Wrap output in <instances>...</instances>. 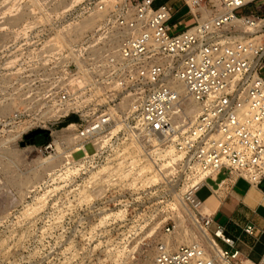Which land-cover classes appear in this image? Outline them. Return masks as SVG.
Instances as JSON below:
<instances>
[{
	"label": "built area",
	"instance_id": "obj_1",
	"mask_svg": "<svg viewBox=\"0 0 264 264\" xmlns=\"http://www.w3.org/2000/svg\"><path fill=\"white\" fill-rule=\"evenodd\" d=\"M156 1L106 0L97 6L105 17L96 31L81 38L76 26L57 30L28 63L31 71L40 66L42 113L53 109L30 130L46 132L42 151L51 156L57 152L56 141L64 142L51 127L78 114L80 123L62 129L73 141L72 156L84 153L80 168L85 173L98 167L113 146L111 172L126 168L124 179L141 185L126 189L135 210L144 208L152 194V177L165 176L159 164L178 156V166L173 163L176 168L169 175L182 170L181 200L199 215L191 225L201 236L209 234L212 246L197 234L178 246L159 242L141 264H236L241 257L236 240L221 226L211 231L213 214L201 212L204 203L198 192L221 176L251 185L264 179V0H181L195 23L178 33L171 25L174 7L154 8ZM240 26L251 33L244 41L235 38L244 32ZM104 48L113 51L104 54ZM163 56L176 59L173 77L199 106L194 119L182 115L179 94L161 83L170 71L159 63ZM56 107L70 109L55 119ZM20 116L16 112L12 121ZM114 129L117 133L108 137ZM88 145L93 154L87 152ZM180 231L179 222L164 228L170 237ZM244 232L256 237L253 226Z\"/></svg>",
	"mask_w": 264,
	"mask_h": 264
},
{
	"label": "rangeland",
	"instance_id": "obj_2",
	"mask_svg": "<svg viewBox=\"0 0 264 264\" xmlns=\"http://www.w3.org/2000/svg\"><path fill=\"white\" fill-rule=\"evenodd\" d=\"M176 1L157 0L153 7L174 5ZM105 3L106 0H0V264H141L168 237L164 228L169 223L179 222L181 226L178 234L168 238L176 246L189 243L194 232L201 236L198 228L191 225L192 217L199 219V215L181 200L185 189L181 169L169 175L162 166L165 176L161 173L163 177L151 184L152 194L145 207L135 210V201L126 191L141 186L134 184L135 179L122 180L125 186L91 180L101 169L107 168V173L114 167V158L110 157L113 146L106 149L98 167L83 173L70 161L71 150L58 141L57 154H43L45 131L33 141L25 139L41 130L30 129L44 120L37 122L43 105L37 71L40 66L31 71L28 63L54 39L57 30L74 28L91 19L98 14L97 6ZM178 20L179 17L171 22L176 33L186 28ZM99 26L97 22L93 28L83 29L81 38ZM111 51L104 48L101 52ZM16 112L21 116L12 121ZM86 116L83 113L82 117ZM79 119L72 113L64 123L62 119L51 128L63 137L67 121L80 123ZM86 150L94 153L91 145ZM83 155L79 152L74 158L79 161ZM102 175L97 179L108 180ZM94 186L99 188H89ZM84 188L91 191L90 197L80 193ZM114 188L117 192L111 193L109 190ZM174 188L179 195L171 194ZM207 196V187L198 193L201 201ZM93 204L95 208H88ZM118 210H125V216L117 222L109 219L101 223L102 212ZM205 213L210 214L207 210ZM236 264L245 263L240 258Z\"/></svg>",
	"mask_w": 264,
	"mask_h": 264
},
{
	"label": "crops",
	"instance_id": "obj_3",
	"mask_svg": "<svg viewBox=\"0 0 264 264\" xmlns=\"http://www.w3.org/2000/svg\"><path fill=\"white\" fill-rule=\"evenodd\" d=\"M172 6V21L179 17L178 24H185L186 28L195 23L190 10L181 0ZM261 10L264 11V6ZM222 181L226 184L220 190ZM206 187L208 196L202 202L207 204L210 214H213L212 230L221 226L229 237L236 240V247L241 252L240 258L245 264H264V179L259 185H251L242 179L218 177L208 180L201 190ZM247 226L255 228L256 237L245 234Z\"/></svg>",
	"mask_w": 264,
	"mask_h": 264
},
{
	"label": "bare ground",
	"instance_id": "obj_4",
	"mask_svg": "<svg viewBox=\"0 0 264 264\" xmlns=\"http://www.w3.org/2000/svg\"><path fill=\"white\" fill-rule=\"evenodd\" d=\"M104 17H105V14L98 13L97 15L92 16L91 19L86 20L85 22L77 25L75 27V29H76V32L78 33V36H81V34L83 32V29L93 28L97 24V22H99V20L102 19V18H104ZM90 24H93V25L92 26H89ZM240 29H242L244 31L243 34H241L239 36H235V38L237 40H240V41H244V40L248 39L250 37V35H251V33L249 32V30L247 28H245V27H242V26H240ZM109 43H111V42H109ZM158 60H159V63L161 65L165 66L166 68H168V70H170V71L167 72L165 79L161 83L164 84V85H166V86H168V87H170V88H172V89H174L179 94V96L181 98L180 99L181 100V105L183 106L182 107V112H183L182 115L189 116L192 119H194L198 115V113H199V106L192 99H190L189 97H187V95H186V88H185L184 84L182 82L177 81L173 77L172 69H176V67H175V63H176L175 57L174 56H163L161 58L159 57ZM69 109H70L69 107L61 108V109L60 108H57L56 111H55V113H54V118L55 119H58L59 117H61L63 115H66L69 112ZM177 109H180V107H178ZM52 110H53L52 108L51 109L49 108L46 112H43L42 115L37 119V121H40V119L43 116H48V114L51 113ZM116 133H117V130L114 129L112 132L109 133L108 137H112ZM63 137H64V142H63L62 145L63 146L65 145L67 147V149L71 150V154H70L71 158H70V161H72V163L76 167L77 166H80V164L82 163V160L77 161L72 156V151H73V146H72L73 145V141H72V139L69 136H66V134ZM56 145H57V149H56L57 152L55 154L58 153V143H56ZM90 157L91 156H88V157H86V159H88ZM167 159H169V158H167ZM167 159L164 161L165 164L159 166L161 169L163 168L162 166H164L165 171H169L170 168L175 169L176 166H173V163H174V165H177L178 166V160H179V157L178 156H176V158H174L172 156L171 159H170V161H168ZM106 169L107 168L101 169L98 173H96L95 176L93 175V178H91V180H95V181L97 180V182H102L104 185L107 184L109 186H110L111 183H112V186L113 185H117V184H119V185H124L125 184V183H122L123 182L122 180L124 179L123 175L127 173V169L126 168H124L120 172L119 171H116V172L108 171L107 173H105L104 171ZM150 169L152 170V171L151 170L150 171L153 173V169L152 168H150ZM103 172H104V174L102 175ZM98 175H102V177L103 176H106L108 178V180L103 181L102 178L97 179ZM157 177H158L157 175H154L152 177V179L154 181H157V180H155V179H158L159 180V178H157ZM225 184H226V182H224L223 184H221L220 190H222L224 188V185ZM101 187H103V186H100V188ZM89 188H92V189L94 188V190H95L96 188H99V186H94V187H89ZM84 190H82L83 192L80 191V190L79 191L82 194L83 193L84 194H88V195L91 194V191L88 188H84ZM217 192H220V191H217ZM171 194H173V195H179V194H177V191H176L175 188L172 189V193ZM89 197H90V195H89ZM82 198L84 200L87 199L85 197H82ZM206 210L210 213V211H209V209L207 207V204H203L201 212L203 214H206L205 213ZM100 215H103L100 218L101 223H106L109 219H112L113 221L117 222V220H119L120 218H122V217L125 216V210H121V211L118 210L117 212L116 211H114V212L112 211L110 213L102 212ZM122 220L123 219H121V221ZM207 235L209 236V238L207 237ZM207 235H205L203 233V235L201 236V238L204 241V243L206 242V244L209 247H211L212 246V243H213V239L211 238V236L209 234H207ZM168 238H170V236L166 237V239L162 240V242H169V243L172 242ZM176 238H178V237H176ZM192 238L193 239L196 238L195 233L192 234Z\"/></svg>",
	"mask_w": 264,
	"mask_h": 264
},
{
	"label": "water",
	"instance_id": "obj_5",
	"mask_svg": "<svg viewBox=\"0 0 264 264\" xmlns=\"http://www.w3.org/2000/svg\"><path fill=\"white\" fill-rule=\"evenodd\" d=\"M43 133H45L43 130H36V131H33L32 133L26 135V136H25V139H26V141H28V140L33 141V139H34L36 136L41 135V134H43ZM25 144H26V142H23V143H22L23 146H24Z\"/></svg>",
	"mask_w": 264,
	"mask_h": 264
},
{
	"label": "trees",
	"instance_id": "obj_6",
	"mask_svg": "<svg viewBox=\"0 0 264 264\" xmlns=\"http://www.w3.org/2000/svg\"><path fill=\"white\" fill-rule=\"evenodd\" d=\"M70 120H72V119H70ZM67 122H68V124H70V123H72V122H74V121H69V120H68ZM67 122H66V123H67Z\"/></svg>",
	"mask_w": 264,
	"mask_h": 264
}]
</instances>
